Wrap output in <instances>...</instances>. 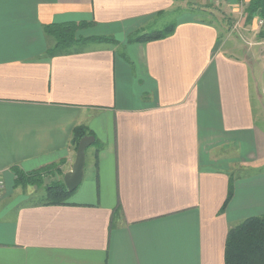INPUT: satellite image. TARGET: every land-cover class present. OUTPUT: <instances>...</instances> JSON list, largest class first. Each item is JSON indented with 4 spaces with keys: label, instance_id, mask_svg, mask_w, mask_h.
<instances>
[{
    "label": "crops",
    "instance_id": "1",
    "mask_svg": "<svg viewBox=\"0 0 264 264\" xmlns=\"http://www.w3.org/2000/svg\"><path fill=\"white\" fill-rule=\"evenodd\" d=\"M183 3L0 0V264H226L230 227L264 215V171L237 178L220 212L230 163L264 165L255 108L264 72L221 43L219 20L176 12ZM169 14L171 35L128 42ZM66 21H93L80 34L120 45L50 56L45 26ZM78 125L97 144L90 178L68 203H27L41 186H16V170L57 166L45 183L64 179ZM231 146L244 152L219 154Z\"/></svg>",
    "mask_w": 264,
    "mask_h": 264
},
{
    "label": "trees",
    "instance_id": "2",
    "mask_svg": "<svg viewBox=\"0 0 264 264\" xmlns=\"http://www.w3.org/2000/svg\"><path fill=\"white\" fill-rule=\"evenodd\" d=\"M264 17V0H250L247 7V21L251 22L255 17ZM93 25V21H66L62 23H52L45 26L47 34L52 35L55 43L48 49V54L67 52L68 50L79 51L91 42H109L119 44L120 42L113 36H83L82 29ZM176 28V22L165 25L161 29L151 31H137L128 42H145L163 39L171 35ZM93 131L85 125H78L74 130L73 143L77 149L78 144L86 135H93ZM57 166H45L31 172L16 170V186L26 187L36 185L45 187L46 198L43 204H65L68 197L74 192L68 190L64 179L45 183L44 176L48 172L57 170ZM236 177L229 174V185L226 200L220 210L225 211L235 193ZM120 217V207L113 211L111 218V228L115 227ZM226 264H264V215H256L245 218L243 221L230 227L225 245Z\"/></svg>",
    "mask_w": 264,
    "mask_h": 264
},
{
    "label": "rangeland",
    "instance_id": "3",
    "mask_svg": "<svg viewBox=\"0 0 264 264\" xmlns=\"http://www.w3.org/2000/svg\"><path fill=\"white\" fill-rule=\"evenodd\" d=\"M182 1H184L183 5H181L177 9L176 12H181L182 9L184 8H188L187 11H192V10L195 11L196 9H199V11H201L200 17L203 16V18L207 22L214 23V21L219 20L220 29H221L220 30L221 43H223L224 46H226L228 49L231 48L235 52L243 56H247L251 60L252 68L254 69V71L259 72L260 70H263L264 72V30L258 28L257 22L255 23V18L251 22L247 21V7L249 6L250 0H235L236 1L235 3H231L227 0H210L209 3H205L208 5L204 7L203 5L205 4L198 3V0H182ZM196 5L197 7H195ZM231 6L233 7V10L231 9ZM190 13H193L191 15L196 14L195 12H190ZM190 13H187L186 15H190ZM208 14H211V15H208ZM173 18L174 16H172L171 18V14L164 16L160 20V22H163V23L158 24L153 27H148L147 29L148 31H151L154 29H161L165 25H168L174 22ZM90 26L86 28H89ZM123 52H125V48L124 49L120 48L119 54L122 55ZM252 84H254L253 78H252ZM263 87H264V83L262 81L260 82V85H259V89L263 94L262 99L258 98L255 100V108H256L258 125L264 129V93H263L264 90H263ZM95 146H97V144L94 142L88 147L86 151V164L88 166H90L91 164ZM238 148H239V151H237L236 148L231 146V147H228L224 151V153L220 152L219 154H224L226 155V158H228L230 155L236 156L238 153L244 152V146L242 147L238 146ZM219 165L226 166L227 163L224 162V163H220ZM229 171L236 177V179L237 178L244 179L245 177L256 176L257 174L263 173L264 165L262 167L254 168V167H246L244 165H237L235 163H230ZM89 178H90L89 173H86L84 176L83 182L81 183L85 184V182ZM53 179H54L53 176H47L46 182L48 183L52 182L51 180ZM32 192L33 190H30L29 196L26 195L27 203L43 201L44 198H46L44 185L41 186L40 190L33 192V193ZM21 197L23 199L25 196H21ZM69 197L68 199H70ZM246 217L248 216H243V219H245Z\"/></svg>",
    "mask_w": 264,
    "mask_h": 264
},
{
    "label": "water",
    "instance_id": "4",
    "mask_svg": "<svg viewBox=\"0 0 264 264\" xmlns=\"http://www.w3.org/2000/svg\"><path fill=\"white\" fill-rule=\"evenodd\" d=\"M95 141V137L86 135L81 138L72 170L64 175V182L70 191H74L83 181L86 166V151Z\"/></svg>",
    "mask_w": 264,
    "mask_h": 264
},
{
    "label": "built area",
    "instance_id": "5",
    "mask_svg": "<svg viewBox=\"0 0 264 264\" xmlns=\"http://www.w3.org/2000/svg\"><path fill=\"white\" fill-rule=\"evenodd\" d=\"M257 22L258 28L264 30V17L257 16L255 17V23ZM6 187L5 180L3 178H0V198L4 194V189Z\"/></svg>",
    "mask_w": 264,
    "mask_h": 264
}]
</instances>
